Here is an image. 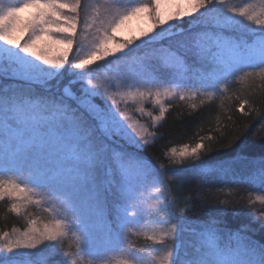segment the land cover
<instances>
[{
	"label": "snow or ice",
	"instance_id": "obj_1",
	"mask_svg": "<svg viewBox=\"0 0 264 264\" xmlns=\"http://www.w3.org/2000/svg\"><path fill=\"white\" fill-rule=\"evenodd\" d=\"M163 2L147 0L123 11L116 9L106 26L103 22L97 25L95 18L85 19V0H23L8 7L0 4V42L8 46H0V124L15 144L0 154V174H27L32 185L29 188L0 179V200L15 199L12 211L22 215L25 202L30 201L20 194L39 189L64 209L61 219L41 228L32 221L22 233L16 229L3 232L0 264H56L54 257L62 251L72 228L79 233L78 251L85 254L83 246L90 244L92 223L97 218L110 217V232L122 237L125 229L132 231L131 222L145 214L140 197L148 184L159 185L157 191L168 194L161 209L156 213L148 210V214L171 209L160 218L170 227L158 238L149 237L164 249L162 264H264V209L254 207L256 201L264 203V195L255 199L249 196L243 204L221 201L227 206L222 211L231 208L233 216L246 215V221L238 226H231L222 214L197 218V205L204 206L203 197L183 195L189 177L185 175L187 169L179 166L187 161L192 176L201 181L231 182L244 191L256 188L264 192V147L252 158L236 153L205 163V157L216 148L204 142L210 137H202L190 151L188 146L179 153L173 148L171 166L149 160L143 155L153 146L147 139L148 131L127 124L128 117L119 110L115 97H106V89L97 88L91 81L84 83L83 71H71L115 52L128 50L125 54L130 55L133 50L129 45L140 37L126 39L116 47L112 42L129 21L143 18L150 21L140 34L147 37L143 43L158 45L157 50L163 49L167 55L157 57L152 51L127 66L135 84L145 90L137 87L135 92L125 93V98L137 102L153 98L161 105L157 121L166 111L161 104L164 97L185 98L178 91L157 87L165 75L177 89L196 84L221 94L246 69H258L264 77V10L259 14L244 9L221 11L218 0H169L180 7L166 14L161 11ZM234 12L258 27L238 20ZM173 20H184L187 27L174 31L176 26L169 23ZM91 27L96 28L91 50L70 61L69 55L87 39H82L80 32ZM75 77L81 78L79 88L70 91ZM246 131L244 126L235 139ZM241 159L247 160V170L238 172L234 164ZM170 189L175 190L174 196ZM109 196L114 198L110 208ZM180 204L184 207L179 208ZM186 234L190 238L187 242ZM169 238L173 239L170 245ZM66 255L70 259L72 253ZM122 264L143 261L129 252Z\"/></svg>",
	"mask_w": 264,
	"mask_h": 264
},
{
	"label": "trees",
	"instance_id": "obj_2",
	"mask_svg": "<svg viewBox=\"0 0 264 264\" xmlns=\"http://www.w3.org/2000/svg\"><path fill=\"white\" fill-rule=\"evenodd\" d=\"M23 0H0V4L5 7L14 4H20ZM147 0H85L87 5L85 9V17L87 19L95 18L97 25L101 22L107 25L116 9L123 11L126 7H131L134 4L145 3ZM217 8L221 11L229 9H244L254 10L259 14L264 10V0H223L220 3L218 0ZM238 20H243L250 27H258L253 21H248L245 17H240L237 12L232 13ZM187 27V25H186ZM185 28V27H184ZM179 31V30H178ZM96 32V28H90L86 32H80V36L84 39L82 47L74 49L69 55V60L74 62L77 56H85L90 48V40L93 37L91 34ZM91 37V38H90ZM90 38V40H89ZM158 45L140 46L135 48L130 55H117L113 58L94 62L91 65L85 66L83 78L97 77L99 81L94 80L92 84L97 88L106 89V97H115L119 110L123 112L126 108L130 110L125 112L129 119L140 128L146 129L149 133L147 139L153 145L148 148L143 155L152 161H157L165 165L171 166L174 162L171 160L172 149L175 148L177 153L185 146H188L189 151L192 147L201 142L202 137H210L204 142L215 147L216 151L210 152L205 157V163H212L227 157L231 154L241 153L247 154L248 158L258 156L261 148L264 147V77L259 75V70L246 69L240 73L234 82L231 83L229 90L221 94L214 90L205 91L196 84H192L188 88L177 89L175 84L169 82V78L165 75L157 87L169 88L173 91L183 93L184 99L181 100L179 95H169L164 97L161 104L166 109L161 120L157 121L156 116L160 114V107L155 103L153 98H149L143 102L125 98V93L135 92L137 87L141 91L145 88L136 85L132 77L127 73V66L133 61L140 60L146 53L155 51L157 57L167 55L163 49H159ZM67 67V65H66ZM77 69H72L75 71ZM248 73H252L248 75ZM82 78V79H83ZM80 77L73 78V87L70 91H76L79 88ZM91 81V78L89 79ZM87 83V80H84ZM68 84V81H65ZM155 89H153L154 91ZM247 101V103H244ZM110 99L108 103H110ZM244 103V111H240V105ZM123 110H122V108ZM228 117L232 119L229 120ZM2 121V117H0ZM247 126V131L235 139L236 135L243 131V127ZM226 134L221 138V134ZM233 140L235 142L233 143ZM218 141H220L218 143ZM231 144V147L225 145ZM12 141L4 134L2 124H0V154L5 149H9ZM186 168L185 175L189 177L188 182L183 188L185 197L199 194L203 197V207H198L195 213L197 218H206L214 214H222L227 223L231 226H238L241 222L246 221L247 217L241 214L239 217L233 216L231 208L224 210L227 206L221 201L246 203L249 196L255 199L256 196L264 195L256 188H249L244 191L240 186L231 182H207L201 181L198 177L192 176V166L185 161L179 165ZM234 167L238 172L247 170V160H237ZM0 179L8 180L6 174H0ZM159 185H152L149 192L153 193V199L147 203L145 214L150 225L131 226L133 233L124 234L123 240L126 253L135 252L143 263L146 264H162L164 249L156 243V240L149 239L146 234L152 237H159L162 230L170 227V224H163L160 221L161 217L167 216L171 209L164 208L158 215H149L148 210L156 213L161 209L165 200V195L157 191ZM171 195H175V190L170 189ZM36 199V198H35ZM34 198L30 202H25V207L22 210L23 214H17L12 211V204L17 202L15 199L5 197L0 200V235L7 231L12 233V229H16L18 233H22L29 227L32 221L36 222V227L41 228L44 224L53 222L51 219L50 208L44 201H38ZM113 197H108V207H111ZM184 205L180 204L179 208ZM255 209H264V203L256 201ZM143 222V221H142ZM163 227H165L163 229ZM136 231V233H135ZM187 242L190 238L186 234L184 237ZM173 242L172 238L167 240L170 245ZM72 253L70 259L66 255ZM56 264H63L64 261H75L76 264H85L79 259L77 245L74 240L64 238L62 251L54 257ZM19 264V261H17Z\"/></svg>",
	"mask_w": 264,
	"mask_h": 264
},
{
	"label": "rangeland",
	"instance_id": "obj_3",
	"mask_svg": "<svg viewBox=\"0 0 264 264\" xmlns=\"http://www.w3.org/2000/svg\"><path fill=\"white\" fill-rule=\"evenodd\" d=\"M16 5L18 4H14L10 6H16ZM178 7H180V5H178L177 3L169 2V0H164V2L161 4V11L166 14H171V13H174L178 9ZM22 15L27 17L29 14L24 13ZM85 19L87 18L85 17ZM186 19H191V18H186ZM169 23L176 26L173 28L174 31H178L181 28L186 27V23L184 20H173V21H170ZM149 24H150V21L145 20L143 18H134L133 20L129 21V23L125 27H123L118 33H116V41L112 42V47H116V45L119 42L132 38L134 36L140 37V39L135 40L133 44L129 45V48L134 50L135 48L144 46L143 41H145L147 37H143L140 34L142 31L146 30L149 27ZM165 27H168V25H165ZM91 28H94V27H91ZM158 30L159 29H157V31ZM94 34H91L93 36L92 38L90 37L91 40L94 38ZM149 35L150 36L154 35V33H149ZM25 39H26V36H25ZM0 46L8 47L6 45H3V42H0ZM90 50L91 48L88 49L87 54ZM13 51H15V49H13ZM126 52H128V50H124L122 52H115L114 54L109 55L108 57H105L103 59H98L96 61L101 62L102 60L113 58V56L123 55ZM52 55H56V53L53 52ZM78 70H81V69H77L75 71H78ZM90 78H91V82L94 80L99 81L98 78L95 76L90 77ZM90 78H83V82L84 80L89 81ZM97 81L92 82V84L97 83ZM79 82L80 81H78V83ZM129 111L130 110H128L127 108L123 110V113L125 114V116L128 117V114L125 112H129ZM121 119H123V117H121ZM126 123L134 124L131 121V119H129V117ZM14 147H15V144L12 141V145L10 146L9 150H11ZM6 177L8 178L7 181H12L14 183L21 184V186H27L29 188L32 187V185L28 181L27 174H22V175L6 174ZM150 186L151 184H148L146 187L143 188L141 197H140V206L145 210H146L147 203L151 202V200L153 199L152 197L153 193H151V191L149 192ZM20 195L21 197L26 195L30 199L36 198L38 201H42V202L45 201L48 205V208H50L49 210H50L51 219L53 222L57 219H61L64 216V209L61 207L59 201L49 198L48 195L42 190L35 189L33 191L22 193ZM110 219H111L110 217H108L107 219L97 218L96 220L93 221L91 242L90 244L83 246L85 248V254H81L78 251V256H79V259L82 261V263L84 262L85 264H99L100 261H104L105 264H122V261L125 258H127L128 255L126 253L125 248H123L124 246L123 240L125 239V237L123 235L122 237L118 238L114 232H110L109 230ZM66 222L71 226L72 224L71 219H68ZM143 223L145 225H150L152 223L148 221V217L146 216V214H144L142 217H137L136 220H133L130 224V227L141 225ZM164 228L165 227H163V229ZM124 232L125 234H132L133 230L131 232H128L127 229H125ZM145 236L152 237L150 234H146ZM67 238L74 240V242L77 245V250L81 247V244L79 242V233L77 229L72 228L71 231L68 232L66 239ZM143 264H146V263H143Z\"/></svg>",
	"mask_w": 264,
	"mask_h": 264
}]
</instances>
